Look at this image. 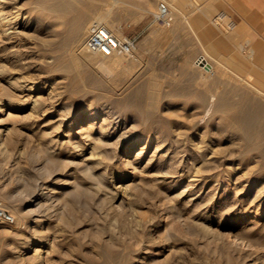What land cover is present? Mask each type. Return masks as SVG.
Segmentation results:
<instances>
[{
	"label": "rangeland",
	"instance_id": "obj_1",
	"mask_svg": "<svg viewBox=\"0 0 264 264\" xmlns=\"http://www.w3.org/2000/svg\"><path fill=\"white\" fill-rule=\"evenodd\" d=\"M106 1H100L97 12L109 15V24L118 38H137L134 56H115L122 58V66L104 72L98 70V64L107 59L89 53L93 68L83 73L79 91L71 94L66 92L70 76L53 69L61 52L58 43L63 26L59 19L38 10L35 0L5 3L7 10L20 14V22L28 27L21 28L26 33L17 45L13 43L16 46L9 44L20 59L18 63L12 52L6 55L0 50V201L13 214L14 210L32 208L25 187L43 184L48 193L43 200L44 222L38 227L42 236L39 238L45 243L36 246L27 241L26 225L35 226L28 217L13 226L0 221V264H264V205L258 207L252 202L256 191L264 187V176L248 191L250 176L264 175L258 165L237 157L234 166L239 168L229 179L218 164L210 169L212 175L205 171L208 176L204 172L202 178L197 176L198 180L192 182L194 175L168 174L174 170L169 162L151 165L154 140L142 148L148 134L153 136L159 131L164 138L167 134L173 139L188 135L197 145L213 140L215 149L227 151L222 154L237 149L229 140L231 129L226 112L211 108L207 114L209 98L218 92L231 95L234 91L232 95L237 98L247 93L234 74L233 65L241 61L247 65V69L240 70L242 74L253 70L257 77L264 76V70L248 59V54H252V59L260 64L256 58L258 49L252 45L234 48L227 59L204 47L190 59L178 53L183 47L171 31L179 18L177 13L170 27L154 15L162 0H136L135 6H128L130 10H125V5L124 9L108 7ZM148 1L150 11L142 12ZM195 1L193 8L200 4ZM124 10L127 14L131 11V17ZM185 15L189 20V15ZM219 16L223 17L220 26L212 21ZM91 19L86 20L87 26ZM208 20L226 39L233 32L231 20L219 12L208 14ZM87 35L76 45L77 53L89 52L84 46ZM1 46L2 40L0 49ZM200 55L207 57L210 68L196 64ZM7 75L19 79L25 76L36 84L37 91L27 92L10 84ZM140 99L156 103L151 107L153 118L149 124L141 120V111L135 107ZM34 101L40 107L39 113L32 110ZM52 101L53 112L42 115ZM89 108H95L101 118L111 114L127 117L129 127L135 134L143 133V139L129 155L122 150L117 158L91 165L86 171V162L79 163L80 157L74 156L72 147L66 143L52 145L47 139L60 136L64 130L58 129V118L64 110L78 115L88 113ZM188 168L196 167H183L185 171ZM119 189L121 198L115 201ZM203 229L208 233L204 234Z\"/></svg>",
	"mask_w": 264,
	"mask_h": 264
},
{
	"label": "bare ground",
	"instance_id": "obj_2",
	"mask_svg": "<svg viewBox=\"0 0 264 264\" xmlns=\"http://www.w3.org/2000/svg\"><path fill=\"white\" fill-rule=\"evenodd\" d=\"M6 1L7 0H0V42L2 40V46H1L2 49H0V50H1V53L3 52L6 55H8L12 52L13 60L16 63H18L20 61V59H19V57H17V55H16L17 53H13V50H11V48H10L11 45H9V44L11 43L13 45V43H16V45H17V42L26 33V31L24 32L21 28L28 27V24H24V23L20 22V20H19L20 14L19 15L17 13L13 14L14 12L12 13L9 10H7ZM100 1L101 0H35V4H36L35 7L38 10L47 11V12L51 13L52 15H54L56 18L59 19L60 24L63 26L62 38L60 37L61 38L60 42L59 43L57 42L58 46L62 50L61 49L59 50L61 52L59 53V55L56 58L55 64L53 65V69L63 71L70 76V78H71L70 82L71 83L69 84V86L66 89L67 93L71 94V93L78 92L79 91L78 86L83 81V73L85 71H90V69L93 68V61L91 60L92 56H91V54H89L91 52H88V53L86 52V53L80 54L79 52L77 53V51L75 50L76 45L79 44L82 41L83 37L88 34L90 27L93 25H96V24L102 25V26L106 27L107 29H109L113 34H115L111 28V25L109 24V15L107 13L97 12V10L100 8ZM162 1H166L170 5L172 10H174V13L175 14L177 13L179 18L187 19V16L185 15V12H184V10L182 8V4H181V1L183 2V0H162ZM135 2H136V0H107L106 4L108 5V7H111V6H121L122 7L123 5H125L126 6V7H124L125 10H130L128 8V6H133V5L135 6V4H134ZM190 3L191 2H188V3L186 2V4H188V5ZM194 3H196V1ZM150 4H151V1H148L147 5H146L148 7L143 8L144 11H142V12H149L150 8H151ZM115 9H116V7H115ZM198 9H199V7H198ZM125 10H124V13L127 15V17H128V15H129V17H131L130 12L133 10L131 9V11H129V14H127L128 11L126 12ZM151 10H153V9H151ZM110 11L111 10H109V12ZM201 12H202V10H201ZM133 13H134V11H133ZM156 13H157V11L154 13V15ZM89 18H92V19H91L89 25L87 26L86 20ZM207 18H208V16H207ZM221 20H223V17L219 16L212 21L215 25L220 26ZM16 45H13V46H16ZM54 51H55V49H54ZM259 51H261V50H259ZM93 56H94V54H93ZM103 57H105L104 59H107V60H104L100 64H98L99 69L98 68L97 69L100 71L111 72L112 70L119 67L120 65L122 66V64H123L122 58H114L115 56H103ZM252 58H253V55L248 54V59L250 60L251 64L253 66L258 67L259 69L264 70V64H262L264 62V52H260L257 54L256 58L260 64H258ZM2 59L6 60L7 56L6 57L3 56ZM23 62H24V60H23ZM234 63H235L233 65V67L235 68L234 74H236L237 78H239V80L241 82H243L244 85H242V84L241 85H242V87L243 86L246 87L248 92L243 94L242 96L238 95L239 96L238 98L235 97V95H232L234 91H232V93H231L232 96L228 93L224 94V93L220 92V94H219V92L218 93H212L211 92L212 95H210V98L208 97L209 102H210V108H208L207 114H209V111L211 110V108H213L215 111L222 110L223 112H226L227 119L226 118L225 119L227 120V125L231 129L230 134H229V140L234 144V146H237V149L233 148V150H231L229 153L222 154V152L224 150L218 151L217 149H215L213 146V143H214L213 140L203 141L202 144L197 145L196 143L191 142V139H189L188 135L182 136L183 135L182 134V135H179L178 137H175L174 139H173V137H171L172 138L171 139L170 138L171 135H169V134H167L166 136L164 135L165 136V138H164L163 135H161V133L159 131H156L153 136H152L153 133L148 134V136H147L148 141H147V143H145V146L142 147L143 149L146 147H149L148 146L149 142H151L153 140L156 142L155 148H154L153 152H151L150 158H149L152 166L155 167V166H158L159 164H161L163 162L164 163L169 162L170 163L169 165L170 166L172 165V168L174 170L168 171V174L172 173V172L176 173V174H180L181 172H185L188 175L191 174V175L195 176V179L190 180L192 182L194 180L195 181L198 180V178L196 179L197 176H200V178H202L205 171L206 172L209 171L208 175L211 174L210 171L213 170L212 168H215L214 166H217L218 164L222 165L221 171L229 179L231 176L234 175V172L237 171V169L239 168V167L234 166L235 160H236L235 158H237V157L245 160L244 162L255 163L256 165H258L257 169L264 172V76L260 75L257 77L253 73V70H248L246 72L244 71L245 74H242V72H240V70L247 69V65L242 63L241 61L240 62L235 61ZM23 64H25V63H23ZM206 68H210V66L206 67ZM122 75H124V74L122 73ZM128 75H129V73H128ZM5 78H8V80L10 81V84L17 85V86L21 87L22 90H24V91H27V92L37 91V89L35 88L36 84H33L34 82H32L28 79L26 80L25 76H24L25 80H23L24 79L23 77H22L23 79H19L21 77L17 78L15 75H10V76L5 77ZM244 87H243V89H244ZM228 88H230V87H228ZM246 88H245V90H246ZM223 89L226 90V88H223ZM225 90L223 92H225ZM230 90H231V88H230ZM56 92H58V91H56ZM59 92H61V91H59ZM64 95L65 94L63 93V96ZM53 97H58V96L54 95ZM54 104L55 103L53 102L48 108H45L44 110H42L43 111L42 115H48L51 112H53L52 108L54 107ZM134 104H135V107H137V109L139 108V110L141 111L139 114L141 120L144 121L146 124L147 123L149 124L153 118L152 117L153 114L151 113V107H153L154 105L156 106V103L154 104V101H152V100L144 103V101L140 99L139 102H136ZM33 109L35 111H37L38 113L40 112L39 111L40 107H38V105L35 101H34V105L32 107V110ZM89 109L90 110L88 111V113L84 114L83 112H81L78 115L72 114L70 110H66V111L64 110L65 112L63 111L61 114V117L58 118L60 120L58 129H61L62 127H64V130H62V132H60L61 133L60 136L47 139V140H49V142L51 144L53 143L52 145L60 144V143H66L69 145V147H72V149H74V151H75V152H73L75 154L74 156L80 157V159H78L79 163L86 162V167H87L86 171L90 170L91 165L92 166L93 165L99 166L100 164H102L107 159L111 160V159L117 158L118 152H121L122 150H127L126 153H128V155H129L131 153V151L135 148L136 144L143 139V133H139V134L136 133L135 134V130L131 129L129 127V124H128L129 120L127 119V117L126 118H124V117L120 118L119 116L114 117V114H111L109 116H107V114H106L107 117L101 118L100 114L97 112V110L95 108H89ZM110 111H111V109H110ZM44 119L46 121L47 117ZM46 122H48V121H46ZM224 124H226V123H224ZM46 125L47 124H44L43 126H46ZM228 126H227V128H228ZM36 127H37V125H36ZM222 127H224V126H222ZM37 128H39V125ZM225 129H226V127H225ZM224 132L225 133L227 132V134H228V131H224ZM200 135H202V134H200ZM44 136H46V134ZM115 137H117V138H115ZM114 138L116 140L112 143V140H114ZM182 142H183V146H181ZM72 149H70V150H72ZM142 152L143 151L141 150L140 153H142ZM225 152H227V151L225 150ZM225 152H223V153H225ZM87 153L89 154V156L86 157V155H88ZM43 156H44V154H43ZM74 161L75 160H73V162ZM185 164H189V165L191 164L192 166H195L196 168H194L192 170L190 168H188V170L185 171L184 170L185 168L183 169ZM166 165H168V164H166ZM203 167L204 168L206 167V168L201 170V168H203ZM210 169H212V170H210ZM80 173H82V172H80ZM192 173H195V174H192ZM213 174H214V172H213ZM252 174H254V173H252ZM205 175H207V173L204 174V176ZM252 176H250L251 178H250V180H248V181H250V186H248V191H251L253 189L254 185L257 184L259 179L264 175L258 174L254 178ZM74 184H75V182H74ZM262 187L256 191L257 194L254 196V199L252 200V202H254L258 207L261 205H264V194L263 195L261 194V193H264V187L263 188ZM46 188H48V187L46 186ZM46 188L43 186V184H36L33 188H31V186L25 187L24 190L29 195V198L27 201H28V203H30L32 205V208L25 210V211L23 209L21 212L15 211V210L12 211L13 215L15 217V221H16L14 225L18 224V222L21 218H26V217L30 218V222L35 223V226L26 225L27 227H25V228H27V229H26V235L25 236H27V238H28L27 241L30 242V244L33 242L34 243L33 245H36V246H41L43 243H45L42 241L43 240L42 238H39V236H40L39 233L41 231L39 232L38 227L44 222V220H43L44 218H42V217H44L45 214H43L42 208L44 207L43 203L45 201L43 202V200L45 197V193H48V192H45ZM98 189H99V187H98ZM193 189H195V188H193ZM198 190H200V189H198ZM119 191H120V189L117 192H115L116 196H114V198H113L115 201H118L121 198V196H118ZM224 191L225 192L227 191V187L224 189ZM5 199H8V197ZM9 201H11V200H9ZM70 217H71V215H70ZM64 219L66 220V218H64ZM77 222H78V220H77ZM71 224H69V225H71ZM205 230H204V234H206L205 232H207V230L206 231ZM40 237H42V236H40ZM38 250H40V249H38ZM40 258H41V256H40Z\"/></svg>",
	"mask_w": 264,
	"mask_h": 264
},
{
	"label": "crops",
	"instance_id": "obj_3",
	"mask_svg": "<svg viewBox=\"0 0 264 264\" xmlns=\"http://www.w3.org/2000/svg\"><path fill=\"white\" fill-rule=\"evenodd\" d=\"M185 1L191 3L188 5ZM193 1H181L189 20L176 19L171 30L179 46L183 47L178 53L191 59L204 47H209L219 57L228 59L234 48L244 49L251 45L261 50L258 53L264 52V0H196L200 2L199 9L197 6L193 8ZM209 11L211 14H223L234 24L233 32L227 39L208 24Z\"/></svg>",
	"mask_w": 264,
	"mask_h": 264
},
{
	"label": "built area",
	"instance_id": "obj_4",
	"mask_svg": "<svg viewBox=\"0 0 264 264\" xmlns=\"http://www.w3.org/2000/svg\"><path fill=\"white\" fill-rule=\"evenodd\" d=\"M155 17L164 26L170 27L174 21V10L166 1H160ZM231 24L234 26L233 23ZM84 46L87 51L97 55L132 57L137 47V38L127 36L118 38L106 27L96 24L90 27ZM195 62L202 67L211 66L205 55L198 56ZM0 221L9 226H13L16 222L14 215L2 201H0Z\"/></svg>",
	"mask_w": 264,
	"mask_h": 264
}]
</instances>
